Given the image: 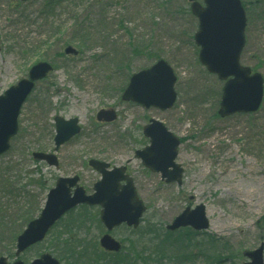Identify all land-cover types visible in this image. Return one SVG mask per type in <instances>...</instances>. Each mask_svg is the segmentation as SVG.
Segmentation results:
<instances>
[{
	"label": "rangeland",
	"instance_id": "1",
	"mask_svg": "<svg viewBox=\"0 0 264 264\" xmlns=\"http://www.w3.org/2000/svg\"><path fill=\"white\" fill-rule=\"evenodd\" d=\"M48 1L0 0V94L26 78L33 64L54 65L28 97L19 131L0 156V256L14 260L16 238L25 227L13 221L7 208L39 202L37 216L60 176L81 175L91 193L100 174L88 160L96 158L128 165L147 205L135 232L123 226L110 232L125 250L118 256L103 253L99 239L107 230L100 207L79 206L21 255L26 262L45 252L62 264H214L215 257L217 264L248 261L244 252L264 244V101L255 113L219 116L224 81L199 59L194 40L199 22L191 2L61 0L47 14ZM242 1L248 20L241 63L264 76V0ZM67 45L79 49L78 55L65 54ZM160 59L177 76L174 106L147 109L123 101L130 77ZM110 107L118 119L95 123L97 112ZM56 115L82 122L81 133L60 149L58 168L32 157L33 151L54 149ZM152 118L181 138L182 185L165 183L135 157L136 149L149 142L143 126ZM7 179L14 183L15 196L2 193ZM200 204L206 207L208 230L167 232L166 225L187 206ZM68 247L77 255L69 254Z\"/></svg>",
	"mask_w": 264,
	"mask_h": 264
},
{
	"label": "water",
	"instance_id": "2",
	"mask_svg": "<svg viewBox=\"0 0 264 264\" xmlns=\"http://www.w3.org/2000/svg\"><path fill=\"white\" fill-rule=\"evenodd\" d=\"M27 1V0H23ZM192 13L199 20V29L195 33V42L200 47L199 59L210 73L224 80L222 97L218 113L221 117L236 113H254L259 110L264 99V77L260 72H253L240 62L246 44V10L241 0H188ZM66 54L77 55L73 46L65 48ZM53 66L48 61L35 63L29 70L28 78L21 79L0 95V155L10 148V140L18 132V117L22 105L33 90L35 82L45 78ZM177 77L172 66L164 59L158 60L151 67L132 75L122 98L144 105L171 108L176 99L175 83ZM98 120L113 121L117 118L115 110L103 109L97 114ZM56 150L81 131L78 118L65 119L55 117ZM144 134L150 138V145L136 152L137 157L154 172H161L166 182L182 184L184 169L178 163L179 137L167 129L164 123L151 119L144 127ZM33 157L46 161L51 166H58L54 153L36 151ZM89 164L101 172L102 179L95 184V193L87 195L84 187L78 185L79 177H61L47 196L45 206L39 217L30 221L17 238L16 255L19 256L31 245L43 240L50 228L70 209L80 205L100 204L101 220L108 230L127 223L138 227L143 212L146 210L138 198L133 179L125 174L126 167H114L109 163L91 159ZM126 180L120 189L119 183ZM74 190L72 191V189ZM191 226L196 230H205L210 226L204 204L184 209L171 224L169 230ZM101 246L107 251L118 252L122 248L120 241L110 234L100 239ZM249 261L245 264H264V244L252 251H246ZM0 264H8L6 257H0ZM14 264H26L16 260ZM29 264H60L49 253L43 254Z\"/></svg>",
	"mask_w": 264,
	"mask_h": 264
},
{
	"label": "trees",
	"instance_id": "3",
	"mask_svg": "<svg viewBox=\"0 0 264 264\" xmlns=\"http://www.w3.org/2000/svg\"><path fill=\"white\" fill-rule=\"evenodd\" d=\"M61 4H62L61 0H56V1L55 0H50V1H48L46 6H45L46 7V13L47 14L51 13L53 10H55ZM83 32H84V30H82V33ZM84 39L85 38H80L79 42L84 43V41H85ZM3 181L1 183V185H3L2 193L9 194L11 196H15V192L16 191L11 189V188H13L14 183L8 182V179L6 180V182H3ZM38 204H39V202H37V205H35L34 202H29L27 206L21 205V204H15V209L13 211L8 209L7 205H5V206H6L7 210L10 212V214L12 215L11 218L13 219L14 222L17 223V221H18L22 225H25L28 221H30L32 218L35 217V215H36V213L38 211ZM0 225H1V222H0ZM21 231H22V229L20 230V232ZM20 232H18V233H20ZM61 243L64 246L63 247L64 248V252L66 253V248H65L66 242L61 241ZM124 249H125V247H124ZM68 251H69V254H71L72 256L77 255V251L74 250L72 247H68L67 248V252ZM80 253H83V252H80ZM103 253H105V254H107L109 256H116V255L118 256L120 254V253L115 254V253H106V252H103ZM215 258H216V260L214 261V264H217V261L220 260V259H218L217 257H215Z\"/></svg>",
	"mask_w": 264,
	"mask_h": 264
},
{
	"label": "flooded vegetation",
	"instance_id": "4",
	"mask_svg": "<svg viewBox=\"0 0 264 264\" xmlns=\"http://www.w3.org/2000/svg\"><path fill=\"white\" fill-rule=\"evenodd\" d=\"M132 103V102H131ZM136 104V103H135ZM139 105V104H138ZM142 106V105H141ZM144 107V106H143ZM102 109H115V108H113V107H110V108H102ZM116 110V109H115ZM116 112H117V110H116ZM73 117H77V116H73ZM64 118H66V117H64ZM79 118V117H78ZM66 119H71V117H69V118H66ZM118 119V113H117V118H116V120ZM79 120H80V118H79ZM115 121V120H114ZM100 123L101 125L102 124H106V123H111V122H113V121H111V122H106V121H98V119H97V117H96V121H95V123ZM55 123V122H54ZM147 124V123H146ZM145 124V125H146ZM144 125V126H145ZM80 126H81V128H82V122L80 121ZM144 126H143V129H144ZM55 128H56V125H55ZM82 131V130H81ZM80 134V133H79ZM78 134V135H79ZM78 135H76V136H78ZM76 136H74V137H76ZM73 137V138H74ZM73 138H71L70 140H72ZM69 140V141H70ZM68 141V142H69ZM68 142H66L65 144H63L57 151H56V155H57V158H58V166H53V167H55V168H58V167H60L61 166V161H60V157H59V151H60V149L64 146V145H66ZM147 145V144H146ZM145 145V146H146ZM145 146H143L142 148H138V149H136V151H135V157L136 158H138L137 157V155H136V152L138 151V150H141V149H143ZM55 151V145H54V149L53 150H50V151H48V152H54ZM138 159H140V158H138ZM141 161H142V159H140ZM110 163V162H109ZM142 163H143V161H142ZM111 164V163H110ZM48 165V164H47ZM144 165V164H143ZM48 166H50V165H48ZM114 166H116V165H112L111 164V166H110V168L109 169H112ZM126 167H127V170H126V172H125V174H127L128 173V168H129V166L128 165H125ZM52 167V166H51ZM129 174V173H128ZM130 175V174H129ZM75 176H78L79 177V180H78V185L79 186H82V187H84L82 184H81V175H79V174H74V175H72V176H60V177H65V178H67V177H75ZM131 176V175H130ZM59 178V177H58ZM57 178V179H58ZM57 181V180H56ZM96 182H98V181H96ZM95 182V183H96ZM135 182V181H134ZM95 183H94V185H95ZM55 184H56V182H55ZM55 184H54V186H55ZM94 185H93V188H94ZM123 185H125V182L123 181V180H121L120 181V183H119V186H120V189L122 188V186ZM53 186V187H54ZM52 188V187H51ZM85 188V187H84ZM74 189H72V191H73ZM87 191V190H86ZM130 229V228H129ZM183 229H188V228H183ZM179 231H181V229L180 230H177V232H179Z\"/></svg>",
	"mask_w": 264,
	"mask_h": 264
}]
</instances>
